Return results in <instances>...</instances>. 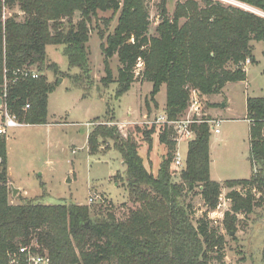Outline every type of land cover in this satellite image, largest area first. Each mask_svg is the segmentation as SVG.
I'll use <instances>...</instances> for the list:
<instances>
[{
  "label": "trees",
  "instance_id": "1",
  "mask_svg": "<svg viewBox=\"0 0 264 264\" xmlns=\"http://www.w3.org/2000/svg\"><path fill=\"white\" fill-rule=\"evenodd\" d=\"M235 1L264 13V0ZM165 5L164 0V12ZM16 6L25 15L24 21L16 15L3 19L4 10ZM99 11L120 13L113 33H99L105 57L103 84L115 82L109 60L117 55L121 65L117 95H124L136 81L141 62L143 79L153 85L152 97L166 87L164 113L169 121L185 115L192 92L210 96L228 83L246 81L244 65L248 60L255 62L253 42H264V17L217 0L178 1L173 17H165L152 37L148 36L147 0H0V90L5 89L8 112L21 123L48 124V99L57 82H49L44 72L63 73L49 61L48 46L61 47L69 67L81 70V75L71 77L75 85H90L89 23ZM76 14L80 20L72 24ZM33 69L38 78L14 75ZM246 108L251 123L249 160L259 170L248 180L224 182L227 188L245 190V195L231 191L227 196L232 208L224 215L223 228L229 235L237 231V215L251 214L264 198V97L248 98ZM191 131L195 139L189 143L180 183L172 181L176 156L172 128L164 126L158 133L165 153L156 174L145 166L136 141L124 136L117 125L100 124L90 133V154H97L110 140L122 156L124 182L131 198L140 204L124 220L112 212L92 215L86 205L12 204L7 137H0V264H30L29 253L46 256V264L222 263L224 235L207 219L195 226L184 204L186 194L198 189L208 210L214 211L223 188L210 174L211 127L193 123ZM155 132V127L144 131L149 143ZM23 248L26 253L20 252Z\"/></svg>",
  "mask_w": 264,
  "mask_h": 264
},
{
  "label": "rangeland",
  "instance_id": "2",
  "mask_svg": "<svg viewBox=\"0 0 264 264\" xmlns=\"http://www.w3.org/2000/svg\"><path fill=\"white\" fill-rule=\"evenodd\" d=\"M163 1L147 0L150 17L149 37L157 36L161 21L165 17L172 18L178 1L185 0H165V12L162 8ZM217 1L225 6H235L264 17L262 11L235 0ZM3 15V19L15 15L19 21H24L25 18L18 6L5 9ZM119 15L120 13L99 11L97 17H93L89 23L90 40L87 46L90 50V85H85L84 88L74 84L71 77L81 75L82 72L79 68L69 67L61 47H47L49 61L56 63L63 73L55 74L48 70L44 72L49 82H57L55 91L48 99L49 124L26 126L19 121L22 127L11 129L5 135L10 175L9 201L12 204L31 202L39 205H86L91 209L92 215L112 212L118 219L124 220L129 211L140 204L131 198L124 182L126 168L122 156L114 149V143L110 140L98 149L97 154H90V133L100 124L117 125L124 136L129 135L136 141L145 166L156 174L165 153L159 143L158 133L164 126L172 128L176 141L175 161L171 165L172 181L180 183L189 143L195 139L191 125L205 122L212 129L211 179L223 186L220 204L216 210L209 211L198 189L186 194L184 204L188 206L195 226L199 220L207 219L210 225L225 237L222 263L215 260L211 264H263L264 198L251 214L237 215L239 222L236 233L229 235L223 228V220L225 213L232 208L228 194L237 191L245 195L241 186L231 189L227 188L224 182L250 179L255 171L249 160L251 128L247 121L246 102L248 98L264 97V42H253L255 62L244 65L247 72L246 81L228 83L219 94L210 96L203 97L196 92L199 96V108L193 110L189 106L179 120V125H168L157 121L162 116L167 117L164 113L166 87L163 86L153 98V85L143 79L144 67L141 62L136 68V81L124 95H117L116 80L121 67L117 55L109 60L115 82L108 85L102 82L106 72L105 57L101 48L103 41L99 33L103 32L105 36L113 33ZM79 20L80 15L76 14L72 24ZM63 23L65 27L70 26L68 20ZM192 96L193 93L191 100ZM225 105L227 107H224ZM2 109L0 107V111ZM184 125L188 126L190 135L181 131L180 127ZM216 125H219V134L213 130ZM154 127L156 132L149 143L143 133ZM177 155L181 158L183 166L176 164ZM13 189L19 190L20 195L13 197ZM253 194L257 198L261 197L256 190ZM31 256L40 257L47 263L46 256Z\"/></svg>",
  "mask_w": 264,
  "mask_h": 264
},
{
  "label": "built area",
  "instance_id": "3",
  "mask_svg": "<svg viewBox=\"0 0 264 264\" xmlns=\"http://www.w3.org/2000/svg\"><path fill=\"white\" fill-rule=\"evenodd\" d=\"M246 63H250V61L248 60ZM245 63V64H246ZM21 74L23 75L24 77H29L31 76L32 78H38L39 76V73L36 71V70H30V71H18V72H15L14 75L17 76V74ZM7 86V80L5 81V87ZM3 91V92H2ZM0 93H3V96H0V100H1V104L0 107L3 108L1 111H0V137L2 136H5L7 135L8 131L11 130V129H15L17 127H22V124H20L19 120L11 115L6 106L4 105V97H6V94H5V89L4 90H0ZM193 93V96H192V100H191V103H190V108L193 109V110H197L199 108V96L197 95L196 92H192ZM159 123H166L168 125H174L175 123L177 125H179V121H169L167 117H160L158 120H157ZM218 126L219 125H216L215 128H213L214 132L216 134H219V129H218ZM181 131H186V133L188 135H190V131H188V126L187 125H184V126H181ZM178 158L176 159V164L177 165H182L183 166V162L181 160V158L179 157V155H177ZM92 202V200H91ZM21 253H26L27 252V249L26 248H23L20 250ZM28 261L29 262H33L35 264H44L46 263L45 260H43L42 258L40 257H32L31 255L28 256ZM15 262V261H13Z\"/></svg>",
  "mask_w": 264,
  "mask_h": 264
},
{
  "label": "crops",
  "instance_id": "4",
  "mask_svg": "<svg viewBox=\"0 0 264 264\" xmlns=\"http://www.w3.org/2000/svg\"><path fill=\"white\" fill-rule=\"evenodd\" d=\"M246 70V69H245ZM224 107H227V105H225ZM247 121L249 122V124H250V128H251V123H250V120H248L247 119ZM48 124H49V122H48ZM48 124H46V125H48ZM27 126V125H26ZM28 126H30V125H28ZM250 145V144H249ZM252 164V163H251ZM253 165V164H252ZM254 172H253V174L256 172V171H258L259 170V166L258 165H256V164H254ZM256 168V169H255ZM8 170H9V167H8ZM8 176H9V181H10V175H9V172H8ZM243 180H248V179H243ZM226 181H230V180H226ZM225 181V182H226ZM14 194V193H13ZM17 194H19L20 195V192H19V190H18V192L16 193V194H14L13 195V197H15Z\"/></svg>",
  "mask_w": 264,
  "mask_h": 264
},
{
  "label": "water",
  "instance_id": "5",
  "mask_svg": "<svg viewBox=\"0 0 264 264\" xmlns=\"http://www.w3.org/2000/svg\"><path fill=\"white\" fill-rule=\"evenodd\" d=\"M0 105H1V100H0ZM18 192V190L13 189V193L16 194Z\"/></svg>",
  "mask_w": 264,
  "mask_h": 264
}]
</instances>
